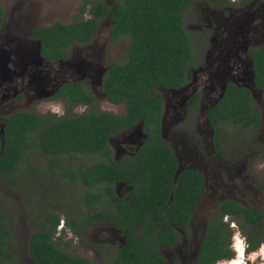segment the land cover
Here are the masks:
<instances>
[{"label": "trees", "instance_id": "1", "mask_svg": "<svg viewBox=\"0 0 264 264\" xmlns=\"http://www.w3.org/2000/svg\"><path fill=\"white\" fill-rule=\"evenodd\" d=\"M195 1L200 0H114L111 5L87 0L76 22L34 30V38L42 44L43 58L55 63L66 60L73 45L91 44L102 22L110 18V44L128 40L130 47L125 61L106 72L101 91L110 104L125 106L122 115L97 110L98 98L81 82H75L62 86L52 99L70 106L63 116L16 112L0 117V182L21 185L18 173L32 152L49 159L52 168L60 170L66 180L86 189L77 204L87 211L102 207L85 220L70 221L74 232L80 235L84 228L103 221L126 237V245L110 264H169L159 247L173 246L181 240L179 229H189L205 191V175L196 169L180 170L175 149L163 137L165 103L159 97L162 90L186 87L189 71L196 66V41L186 25ZM4 23L5 11L0 4V29ZM250 55L256 87L264 91V46L251 50ZM199 100L196 96L190 103L191 117L198 112ZM79 106H86L87 111L75 113ZM260 113L252 93L230 83L207 115L215 132L216 152L223 155L219 148L230 139L221 126L258 132L263 125ZM139 123L146 135L145 143L133 158L115 160L110 140ZM88 156H100L101 160L83 165ZM65 157L73 160V168L65 166ZM117 183L131 188L129 199L117 195ZM260 188L264 193V182ZM45 217L49 225L29 239L32 260L36 264H91L86 258L69 254V244L54 241L58 216ZM226 217L242 229L249 251L261 246L264 239L258 226L264 225V214L226 200L211 215L196 264L234 259L230 248L234 231L225 222ZM12 236L8 219L0 211V264H17Z\"/></svg>", "mask_w": 264, "mask_h": 264}, {"label": "rangeland", "instance_id": "2", "mask_svg": "<svg viewBox=\"0 0 264 264\" xmlns=\"http://www.w3.org/2000/svg\"><path fill=\"white\" fill-rule=\"evenodd\" d=\"M85 1L0 0L5 11V23L0 29V117L16 112L63 116L70 106L62 100H51L54 95L51 89L53 85L74 80L85 82L87 88L96 94L97 110L116 115L125 112L124 105L110 104L101 91L106 71L114 64L123 63L130 47L128 40L113 46L109 44L111 22L108 19L103 22L100 36L93 46L77 45L79 47L73 50L70 60L54 64L45 72L39 64L41 43L32 40L34 30L56 23L76 22L80 19L81 6ZM101 1L111 5L114 0ZM84 17L87 18L88 14ZM186 25L196 41V66L189 71L187 87L159 93L167 104L163 137L175 149L181 170L198 169L205 174L208 183L196 209L190 233L180 244L161 247L160 252L170 263L195 264L210 216L219 203L224 200L239 201L264 214V193L259 187L264 181V92L253 88L255 103L262 113L261 130L242 132L230 125L221 126L222 133L230 136L219 148L223 155L216 152L215 132L207 117L209 109L222 98L229 82L235 81L239 86L250 89L254 84V72L250 71L251 62L245 55L242 40L245 38L254 46L264 43V0H252L250 4L233 3L232 0L229 3L195 1L187 15ZM230 44L236 47L232 50L228 48ZM239 46L241 50L237 48ZM226 50L230 51V56L221 66L217 59ZM236 60L243 61L248 69L242 70L240 66L243 65ZM32 64L33 78H26L27 65ZM244 72H247V77L242 75ZM36 88L41 92L38 93ZM194 89H198L195 93L200 99L198 112L194 117L189 113L180 116V105ZM21 96L23 99L19 98ZM86 111L84 106L74 109L78 114ZM134 140H138L139 145L144 141L142 123L111 139L110 144L117 158L124 156L123 149L128 148L127 145L133 146L134 143L129 142ZM63 160L68 168L75 165L69 157ZM99 160V156L84 158L85 164ZM50 166L49 159L32 152L29 160L21 164L18 174L21 185L9 186L4 180L0 182V210L9 220L13 232L11 248L19 264H35L28 252V244L32 233L43 230L37 218L43 210L67 213L71 220H81L87 214L100 210L95 206L89 213L84 206L77 204L86 189L81 184L70 183L59 172L52 173ZM116 190L119 195L125 196L130 188L119 183ZM225 221L234 230L233 243L237 242L240 248L232 261L218 264H264V240L257 250L247 251L245 255L243 251L248 247L245 234L235 222L230 219ZM61 233L65 236L62 242L70 245L67 248L69 254L88 258L96 264L113 261L125 245L121 233L107 223L91 225L80 237H75L68 230ZM259 235L264 239V225L259 228Z\"/></svg>", "mask_w": 264, "mask_h": 264}, {"label": "flooded vegetation", "instance_id": "3", "mask_svg": "<svg viewBox=\"0 0 264 264\" xmlns=\"http://www.w3.org/2000/svg\"><path fill=\"white\" fill-rule=\"evenodd\" d=\"M231 0H229V1H227V2H225V3H229ZM233 1V3H243V4H250L251 2H252V0H232ZM113 4V3H112ZM87 18H89V17H87ZM109 20L110 22H111V20H110V18H106V20ZM105 21V20H104ZM103 21V22H104ZM103 22H102V24H101V26H100V29H99V32H98V34H97V36L93 39V41H92V43L91 44H89V45H86V46H84V47H91V46H93L94 45V43L97 41V39H98V37L100 36V31H101V29H102V26H103ZM204 31H205V29H203ZM202 30V31H203ZM34 33V32H33ZM33 33H32V40H34V41H39L40 42V40H38V39H35L34 38V35H33ZM110 36H111V34H110ZM110 36H109V39H108V41H109V44H110ZM199 38V40L200 41H202V42H205V40L204 39H202L201 37H198ZM243 42H244V47H243V49L245 50L246 49V51H245V55H246V57H248L249 59H250V62H251V66H250V71H252V72H254L255 73V71H254V61H253V59H252V57H251V55H250V51L251 50H254V49H257V48H260V47H262V46H264V43H262V44H260L259 46H254L253 45V43L252 44H249L246 40H245V38H244V40H242ZM41 43V42H40ZM120 43H123V41L122 42H120ZM111 45V44H110ZM198 45V44H197ZM111 46H113V45H111ZM76 47H79V46H77V45H73L69 50H68V58L66 59V60H63V61H68V60H70V58H71V56H72V53H73V50L76 48ZM236 47V45L235 44H230L229 46H228V48H230V49H234ZM249 47V48H248ZM238 49H240L241 50V48H240V46L239 47H237ZM248 48V49H247ZM41 55H42V44H41ZM229 56H230V51L229 50H226V52H224V53H221V57H219V59H217V62L222 66L223 65V63L224 62H226L227 61V59L229 58ZM63 61H58V62H55V63H51V62H48V61H46L44 58H43V56H42V58L40 59V62H39V64L40 65H42V67H43V69H42V72H45V70L46 69H50V68H52V65H54V64H57V63H60V62H63ZM236 62H238L239 63V65H243V66H240V68L242 69V70H244V71H246L247 69H248V66H247V64L245 65V63L243 62V61H241V60H236ZM27 67H29L28 69H27V73H25V74H27L26 75V78H30V79H32L33 78V72H34V68H33V64L30 66V65H27ZM110 68V67H109ZM109 70V69H108ZM107 70V71H108ZM106 71V72H107ZM106 74V73H105ZM242 75L243 76H245V77H247L248 76V74H247V72H244V73H242ZM105 76V75H104ZM104 76H103V78H104ZM12 79H10V81H11ZM25 80V79H24ZM245 80V79H244ZM102 81H103V79H102ZM75 82H81L83 85H84V87H85V89H87V90H89L88 88H87V86H86V84H85V82H82V81H77V80H74V81H67V82H65V83H62V84H58V85H53V87H52V91H53V93H54V95H53V97L51 98V100L54 98V96L57 94V92L61 89V87L62 86H64L65 84H69V83H75ZM230 83H235V84H237V82H229L227 85H226V88H225V91H223V93H222V95H224L225 94V92H226V89H227V86L230 84ZM238 85V84H237ZM33 86V85H32ZM102 86V85H101ZM188 86V85H187ZM186 86V87H187ZM241 86V85H240ZM241 87H244V88H246V89H248L251 93H252V95H253V88H255V89H257V90H260V89H258L257 87H256V83H255V74H254V84H253V86H252V88L250 89V88H248L247 86H241ZM45 88V87H44ZM185 88V87H184ZM36 89H38V88H36ZM46 89H49V88H46ZM198 90V89H194L188 96H186L185 98H184V100H183V102H182V105H180L181 107V109H180V112L182 111V113H180V116L182 115V116H184V115H187L188 113L189 114H191L192 112L191 111H189L188 109H189V106H190V103H191V101L198 95V93L196 94L195 92ZM50 90H48V92H49ZM260 91H262V92H264L263 90H260ZM37 92L39 93V92H41V90L40 89H38L37 90ZM95 96H96V94L95 93H93ZM97 97V96H96ZM253 97H254V95H253ZM19 98H21V99H23V97L21 96V97H19ZM98 98V97H97ZM222 99V98H221ZM208 101L210 102V98L208 99ZM165 103V107L167 108V104H166V102H164ZM84 107H86V106H84ZM87 108V107H86ZM13 114V113H12ZM261 114V118H262V113H260ZM11 115V114H10ZM9 116V115H8ZM7 116V117H8ZM131 130V129H130ZM261 130V129H260ZM259 130V131H260ZM126 131H128V130H126ZM258 131V132H259ZM123 132H125V131H123ZM121 133V132H120ZM143 134H144V132H143ZM116 136V135H115ZM111 141V140H110ZM145 141H146V135L144 134V141L139 145L138 144V140H134V141H130L129 142V144H133L134 143V145L132 146V145H127L128 146V148L126 147V148H124L123 150H124V152H123V157L122 158H117V156L114 154V152H113V148H112V146H111V148H112V152H113V156H114V159L115 160H122V159H126V158H129V159H131V158H133L135 155H136V153L138 152V150H139V148L145 143ZM133 142V143H132ZM111 145V144H110ZM39 154V153H38ZM41 155V154H40ZM221 155V154H220ZM42 156V155H41ZM100 157V156H99ZM100 160H101V157H100ZM262 161L264 162V149H263V153H262ZM49 162H50V160H49ZM83 165H87V164H85V161H84V159H83ZM98 162V161H97ZM24 163V162H23ZM51 164V163H50ZM66 167H67V162H66V165H65ZM78 167L79 166H82V165H77ZM68 168V167H67ZM70 168H73V166L71 165V167ZM21 170V169H20ZM196 170H198V169H196ZM50 171L52 172V173H56V172H60V170H54L53 168H52V165L50 166ZM198 171H200V170H198ZM20 172V171H19ZM200 172H202V171H200ZM203 173V172H202ZM19 174V173H18ZM204 174V173H203ZM205 175V174H204ZM205 178H206V176H205ZM3 181V180H2ZM264 182V181H263ZM263 182L261 183V184H263ZM207 179H206V182H205V186H204V188L206 187V185H207ZM119 183H117L116 184V186L118 185ZM123 184V183H122ZM261 184H260V186H261ZM124 185H126V184H124ZM127 186V185H126ZM259 186V187H260ZM127 187H129V186H127ZM130 188V187H129ZM115 189H116V187H115ZM261 189V188H260ZM116 191V193H117V195L118 196H120V197H126L127 199H129V193H130V191H131V188H130V191L128 192V194L127 195H125V196H121V195H119L118 194V192H117V190H115ZM262 191V190H261ZM263 192V191H262ZM204 195H205V191H204V194H203V196H202V199H203V197H204ZM202 199H201V201H202ZM200 201V202H201ZM224 201H226V200H224ZM229 201H234V200H229ZM199 202V203H200ZM223 202V201H222ZM234 202H238V203H240V204H242V205H244L245 207H250V206H246L245 204H243V203H241V202H239V201H234ZM199 203L197 204V206H196V209H197V207H198V205H199ZM220 204V203H219ZM82 206H84V205H82ZM110 206V205H109ZM85 207V206H84ZM100 207V206H99ZM250 208H252V207H250ZM86 211H87V208L85 207L84 208ZM95 209V207L91 210V211H93ZM100 210H102V207H100L99 208ZM105 209V208H104ZM107 209H110V208H107ZM196 209H195V212H194V215H193V219H192V222H191V224H190V227H189V229L187 230V231H184V230H182V229H179V232L181 233V235H182V238H181V240L177 243V244H175V245H173V246H176V245H178V244H180L182 241H183V239H184V237H185V235H188L189 233H190V231H191V227H192V223H193V220H194V216H195V213H196ZM217 209V208H216ZM254 209V208H253ZM100 210H98V211H100ZM1 211V210H0ZM91 211H87V212H91ZM98 211H95V212H98ZM95 212H93V213H95ZM261 212V211H260ZM4 213V212H3ZM93 213H90V214H93ZM5 214V213H4ZM48 215V216H50V214H54V215H57L58 216V222H59V224H58V227H57V230L55 231V234H54V241H56V242H58V243H63V244H68V242H62V238L63 237H65V236H63L62 235V233H61V231H71V233H73V235L75 236V237H80V235L79 234H76L75 232H74V230L71 228V226H70V221H72L71 220V218H70V216L68 215V216H66V214H59V213H56V212H54V211H50V210H43L39 215H37V218H38V220H39V222L42 224V227H43V230H41V231H44L45 230V228H46V226H48L49 225V220L45 217V215ZM88 215V214H87ZM87 215H86V217H87ZM212 215V214H211ZM5 216H6V214H5ZM86 217H84V218H82L81 220H85L86 219ZM6 218H7V216H6ZM8 219V218H7ZM226 219H230L231 220V218L230 217H226ZM78 220V219H77ZM76 220V221H77ZM9 221V220H8ZM210 221H211V216H210V220H209V223H210ZM225 222H227V221H225ZM95 223H107V222H103V221H98V222H94L93 224H95ZM209 223H208V225H209ZM227 223H229V222H227ZM236 223V222H235ZM92 224V225H93ZM112 229H114V230H116V231H118L119 233H121V235L124 237V239H125V245H126V237L122 234V232L121 231H119V230H117V229H115V228H113L109 223H107ZM237 224V223H236ZM10 225V224H9ZM238 225V224H237ZM91 226V225H90ZM90 226H88V227H90ZM261 226H263V224H261V225H259L258 227L260 228ZM88 227H86V228H84L83 230H82V232L85 230V229H87ZM208 227V226H207ZM10 230H11V228H10ZM233 230V229H232ZM41 231H37V232H41ZM234 231V230H233ZM11 232H12V230H11ZM81 232V233H82ZM34 233H36V232H34ZM12 234H13V232H12ZM33 234V233H32ZM31 234V235H32ZM31 235H30V237H31ZM234 237V236H233ZM30 239V238H29ZM245 239H246V241H247V238H246V236H245ZM203 240H204V238H203ZM203 242V241H202ZM234 241H233V238H232V245H231V249H232V251H233V253L235 254V253H237V249H239L240 247L238 246V244H237V242H235V243H233ZM263 242V241H262ZM202 244V243H201ZM124 245V246H125ZM248 245V244H247ZM12 246V245H11ZM123 246V247H124ZM122 247V248H123ZM161 247H172V246H160L159 248H161ZM121 248V249H122ZM200 248H201V246L199 247V251H198V256H199V252H200ZM120 249V250H121ZM239 251H242V249L241 250H239ZM251 252V251H249V245H248V247H247V250L246 249H244V254L246 255V252ZM161 253V252H160ZM118 255V254H117ZM162 255V254H161ZM163 256V255H162ZM198 256H197V259H198ZM117 257V256H116ZM82 258H84V257H82ZM163 258H164V256H163ZM86 259H88V258H86ZM165 259V258H164ZM14 260H15V257H14ZM90 262H91V264H96V263H94L92 260H90V259H88ZM115 260V259H114ZM113 260V261H114ZM166 260V259H165ZM233 259H231V260H224L225 262H229V261H232ZM16 261V263L17 264H19V262H18V260L16 259L15 260ZM112 262V261H111ZM111 262H109V263H106V264H110ZM166 262H168L167 260H166ZM196 262H197V260H196ZM35 263V262H34ZM169 264H182V263H170V262H168ZM220 263V262H219ZM36 264V263H35ZM196 264V263H195ZM218 264V263H217Z\"/></svg>", "mask_w": 264, "mask_h": 264}, {"label": "water", "instance_id": "4", "mask_svg": "<svg viewBox=\"0 0 264 264\" xmlns=\"http://www.w3.org/2000/svg\"><path fill=\"white\" fill-rule=\"evenodd\" d=\"M223 97V96H222ZM210 110V109H209ZM210 123V122H209ZM163 126H164V121H163ZM163 126H162V134H163ZM142 130H143V127H142ZM3 133V131H2ZM180 170H181V167H180Z\"/></svg>", "mask_w": 264, "mask_h": 264}]
</instances>
